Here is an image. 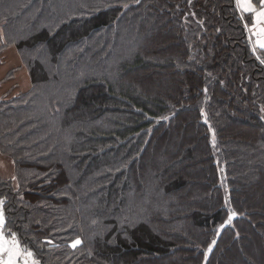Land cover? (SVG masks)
I'll return each instance as SVG.
<instances>
[{"label": "trees", "instance_id": "16d2710c", "mask_svg": "<svg viewBox=\"0 0 264 264\" xmlns=\"http://www.w3.org/2000/svg\"><path fill=\"white\" fill-rule=\"evenodd\" d=\"M239 17L0 0V67L14 49L30 86L0 73V200L40 264H264V52Z\"/></svg>", "mask_w": 264, "mask_h": 264}, {"label": "snow or ice", "instance_id": "6c2138e0", "mask_svg": "<svg viewBox=\"0 0 264 264\" xmlns=\"http://www.w3.org/2000/svg\"><path fill=\"white\" fill-rule=\"evenodd\" d=\"M234 3L235 11L241 14L239 17L241 21L245 20V15L249 17L248 21L243 23V27L249 33L248 43L251 45L252 53L255 55L257 50L264 51V0H258V7L257 4L253 3V0H234ZM256 59L264 64V59H261L259 55L256 56ZM206 91L207 89H205ZM213 144H215L214 140ZM3 205L4 201L0 200V264H30V262L31 264H40L38 260L34 259V253L31 250L21 247V242L15 232L5 231L7 221ZM237 215L235 211H231L225 225L231 224ZM225 225H222L221 228ZM81 243L80 239H76L71 247L76 248ZM215 244L216 241L213 240L208 247V253L212 252ZM205 258H207V253Z\"/></svg>", "mask_w": 264, "mask_h": 264}, {"label": "crops", "instance_id": "0c3cea01", "mask_svg": "<svg viewBox=\"0 0 264 264\" xmlns=\"http://www.w3.org/2000/svg\"><path fill=\"white\" fill-rule=\"evenodd\" d=\"M253 3L257 4V7L259 6L258 0H253ZM248 19H249L248 15H245V22H247ZM246 33H247V36H249V33L247 31H246ZM262 52H264V51H262ZM3 55L6 58V62H5L4 66L0 67V73L4 69H6L8 66L15 65L18 62V57L16 56L14 49H8L6 52H4ZM14 76L15 77H14L12 82L20 83L22 85V87L27 84L28 79H27V76H26L25 71L23 69L16 72ZM12 82L5 84V88L8 87ZM10 171L11 170H10L9 164L5 160L0 158V173L4 176H8L10 174ZM4 258L6 259V257H4Z\"/></svg>", "mask_w": 264, "mask_h": 264}, {"label": "rangeland", "instance_id": "374dc122", "mask_svg": "<svg viewBox=\"0 0 264 264\" xmlns=\"http://www.w3.org/2000/svg\"><path fill=\"white\" fill-rule=\"evenodd\" d=\"M10 49V48H9ZM9 68H18L17 70H16V72L18 71V70H20L21 68H23L22 66H21V61H18V63L17 64H15V65H11L10 67H7V69L5 70V72H4V74L9 70ZM15 72V73H16ZM2 75L1 76V79L3 78H5L4 76L5 75ZM17 85V84H16ZM4 86V85H3ZM17 87H18V90H20V91H25L28 87H30L29 86V84H26L25 86H23V87H21V88H19V85H17Z\"/></svg>", "mask_w": 264, "mask_h": 264}]
</instances>
